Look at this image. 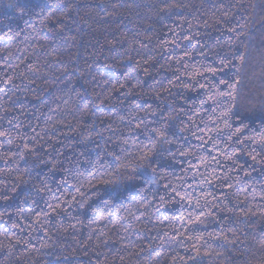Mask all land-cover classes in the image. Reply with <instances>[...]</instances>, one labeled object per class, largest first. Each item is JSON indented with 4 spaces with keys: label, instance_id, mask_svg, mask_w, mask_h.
Returning <instances> with one entry per match:
<instances>
[{
    "label": "trees",
    "instance_id": "1",
    "mask_svg": "<svg viewBox=\"0 0 264 264\" xmlns=\"http://www.w3.org/2000/svg\"><path fill=\"white\" fill-rule=\"evenodd\" d=\"M13 2L0 0V242L7 231L20 243L0 264H264V160L208 132L220 109H201L197 83L239 68L247 111L260 114L264 0H32L23 17ZM161 115L174 155L148 153L134 178L111 177L122 195L107 205L76 191L147 144Z\"/></svg>",
    "mask_w": 264,
    "mask_h": 264
},
{
    "label": "snow or ice",
    "instance_id": "2",
    "mask_svg": "<svg viewBox=\"0 0 264 264\" xmlns=\"http://www.w3.org/2000/svg\"><path fill=\"white\" fill-rule=\"evenodd\" d=\"M173 4H164L162 10H170L171 7H174ZM11 9L16 11L20 17H23L28 12L32 11L36 5L32 3V0H14L13 3L9 5ZM46 7L51 8L52 12H56L57 9L51 5H46ZM66 10L63 15H66ZM234 30V29H233ZM189 55V53H185ZM241 64L244 62V56L239 57ZM264 59V56L261 57ZM221 64L224 63V60L221 59ZM185 67H189L185 65ZM211 72L215 76L216 69L213 67H207L204 71H201L198 68L193 67V72L195 75L204 77V72ZM240 69H237V76L233 79H224L218 80L216 83H212L211 79L208 80L207 84L199 83L201 89H204L205 99L200 101L201 109L211 101L213 107L210 111L215 114L217 109H220L219 114L211 121V125L205 124L208 132H220L224 133V137L227 141L240 145L239 151L247 152L252 160H256L257 157H261L264 160V105H262V111L259 115H250L247 111V103L249 101L248 96L240 95L239 85L241 84V78L239 76ZM235 118V126L231 122ZM168 119L165 116L161 115L158 121H153V126L148 129L147 137L148 143L137 145L135 152H127L125 156L121 157L118 154H113V166L105 172H100L99 176L95 172L90 174V177H85L84 180H78L79 184L76 187V191L80 193L81 196H84L85 199L89 198L92 195H97L103 201L105 205L114 199L120 197L122 192L118 191V180L111 179V177H120L125 174H128L130 178H134L132 174L136 173L141 165L136 164L137 160H144L146 162H151V158L148 153L156 154L158 151L163 152L167 151L169 155H174L170 149H165L164 145L172 144L173 138L177 135L175 131H171V125L168 123ZM191 119V117H189ZM216 120H221L224 127L221 128L216 124ZM143 123V118L141 119ZM147 128V125H146ZM225 129L227 131L225 132ZM183 131V129H180ZM7 135L5 132H0V136ZM203 139V138H201ZM210 140H213V146L215 147L216 143L221 141L222 137L217 135L215 137L210 136ZM207 141H204L206 143ZM186 153L181 150V155ZM236 154V149H233V155ZM227 155V153H226ZM229 160H232L233 164L238 162L237 159H233V156H227ZM203 159V158H202ZM212 160H216V156L211 157ZM241 169L243 164L240 165ZM82 175V174H81ZM85 184H87V191H83ZM99 185L111 186V190L102 189ZM232 187V185H229ZM36 190L38 192L51 191V188L46 179H38ZM95 190V191H93ZM175 191V189H174ZM211 195V193H209ZM57 200L56 204H48V207L55 212L56 209L61 207L58 197H54ZM75 199V197H74ZM264 199V197H262ZM83 206V205H81ZM264 209V205L260 206ZM32 211H35L34 209ZM245 213L253 211V209H243ZM37 216L48 215V213H36ZM3 213H0V218H2ZM198 218V217H197ZM195 222V221H194ZM39 223V221H37ZM15 227V225H13ZM231 231V229H229ZM5 239L9 241L8 245H5L3 242H0V252H3L7 257L11 255V248L20 243L19 239H16L15 242H12V238L7 234V231L2 233ZM219 239V237H214ZM197 240H203V236H197ZM227 239V237H225ZM229 242L235 243L234 240ZM207 242L205 241V244ZM203 245L193 244V248L196 249L197 255L190 257L192 260H196L199 256L200 248ZM7 249V250H6ZM217 255L222 253L217 252ZM205 255H211V252L205 251Z\"/></svg>",
    "mask_w": 264,
    "mask_h": 264
}]
</instances>
